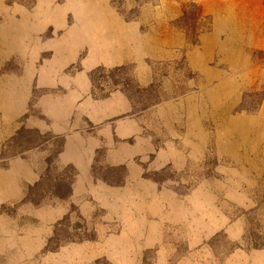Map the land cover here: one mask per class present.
<instances>
[{
	"label": "rangeland",
	"instance_id": "obj_1",
	"mask_svg": "<svg viewBox=\"0 0 264 264\" xmlns=\"http://www.w3.org/2000/svg\"><path fill=\"white\" fill-rule=\"evenodd\" d=\"M80 76L135 131L62 164L26 120ZM0 264H264V0H0Z\"/></svg>",
	"mask_w": 264,
	"mask_h": 264
},
{
	"label": "crops",
	"instance_id": "obj_2",
	"mask_svg": "<svg viewBox=\"0 0 264 264\" xmlns=\"http://www.w3.org/2000/svg\"><path fill=\"white\" fill-rule=\"evenodd\" d=\"M89 38L86 37L90 45H92L91 48L96 50L94 43L98 41V38H94V40ZM56 47L58 48L54 50L56 52L60 51L59 53L63 62L73 57L75 51L73 50L70 39L68 43L64 41ZM91 53L90 56L94 57L92 61L99 59L113 62L111 65L117 64L116 60L120 61L124 57H127V54L120 51L114 55L115 58L110 53L106 54L105 50L99 54ZM35 57L34 55L32 64L28 65L29 68L34 69V74L37 73L34 65ZM54 66L57 67L56 63L49 65L47 73L45 71H42L41 74L39 73V83L41 86L46 87L55 83L53 80L57 72L53 71ZM75 82L76 86L70 89L67 95L43 94L38 99V103L34 104L36 113L29 115V118L26 120L28 128L36 130L39 135L52 134L56 138L62 139V148L58 153V163L62 164L87 163L89 161L88 157L92 154L94 155L95 149L104 146L112 147L116 135L119 138L122 132L130 130L131 128L134 129L132 131L133 133L135 131V124L125 126L120 122L115 123V118L122 111H128L129 109V104L124 100L125 98L122 94L115 93L106 99H96L90 94V83L87 79L80 76L77 77ZM59 83L64 84V81H59ZM27 99L28 95L25 98L22 92L17 99V109L5 112L8 122L15 116L19 117L26 113L27 106L25 101ZM20 100H22L21 104H19ZM115 132L116 134H114ZM45 154L38 155L35 161H39L42 164ZM28 169V177H31L32 175L30 174L34 172L29 167Z\"/></svg>",
	"mask_w": 264,
	"mask_h": 264
},
{
	"label": "bare ground",
	"instance_id": "obj_3",
	"mask_svg": "<svg viewBox=\"0 0 264 264\" xmlns=\"http://www.w3.org/2000/svg\"><path fill=\"white\" fill-rule=\"evenodd\" d=\"M224 19V18H223ZM224 22V21H223ZM228 51V50H227ZM236 51V50H235ZM226 55V54H225ZM228 56V55H227ZM230 56V55H229Z\"/></svg>",
	"mask_w": 264,
	"mask_h": 264
}]
</instances>
